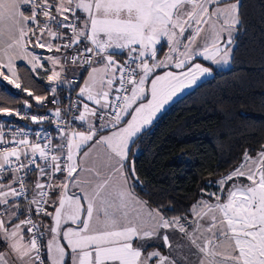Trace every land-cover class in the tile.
I'll return each instance as SVG.
<instances>
[{
	"label": "snow or ice",
	"instance_id": "1",
	"mask_svg": "<svg viewBox=\"0 0 264 264\" xmlns=\"http://www.w3.org/2000/svg\"><path fill=\"white\" fill-rule=\"evenodd\" d=\"M243 28L241 0H0V80L30 98L0 117L57 133L0 120V264H264V143L177 215L134 192L133 145Z\"/></svg>",
	"mask_w": 264,
	"mask_h": 264
},
{
	"label": "trees",
	"instance_id": "2",
	"mask_svg": "<svg viewBox=\"0 0 264 264\" xmlns=\"http://www.w3.org/2000/svg\"><path fill=\"white\" fill-rule=\"evenodd\" d=\"M241 4L245 28L235 38L231 68L216 69L177 99L133 145L140 150L136 194L151 207L174 205L170 216L187 208L200 189L216 190L214 182L240 164L245 149L255 155L264 143V0ZM23 82L35 87L27 73ZM8 95L17 107L30 99L0 81V96Z\"/></svg>",
	"mask_w": 264,
	"mask_h": 264
},
{
	"label": "rangeland",
	"instance_id": "3",
	"mask_svg": "<svg viewBox=\"0 0 264 264\" xmlns=\"http://www.w3.org/2000/svg\"><path fill=\"white\" fill-rule=\"evenodd\" d=\"M224 2L225 3H227V2H234V0H224ZM166 50V49H165ZM45 54H47V53H45ZM199 59H203V58H199ZM196 62H198V63H201L203 66H205V67H209V68H211L212 69V74L211 75H206L205 77H203V78H201L199 81H198V83H197V85L200 83V82H202V81H204L205 79H207V78H210V77H212L213 75H215V73H216V69H220V70H227V69H230L231 68V66H232V63H231V60H230V62H229V64H227V65H224V64H220V65H216V64H213L211 61H206V62H208V63H210L211 65H208V64H205V63H202V62H200V61H196ZM82 83V82H81ZM196 85V86H197ZM9 87V89H12V90H14V91H17L13 86H8ZM195 86H193L192 88H189V89H186V90H184L182 93H180V94H178V96L176 97V98H174V100L172 101V102H170L166 107H165V109L164 110H162V112L160 113V114H158V117L155 119V121L162 115V113L164 112V111H166L174 102H176L177 101V99H179V98H181L183 95H185L186 93H188L189 91H191L193 88H194ZM1 120H11L12 122H15L16 121V119L15 118H12V117H1ZM154 121V122H155ZM152 128V126H150V129ZM137 148L136 147H134L133 148V150L135 151ZM220 179V178H219ZM217 181V180H216ZM214 185H215V183H214ZM218 191V189H217V187H216V190H214V191H208V190H206V192H217ZM135 192V191H134ZM136 194V193H135ZM136 196L137 197H139L141 200H144L145 201V199L144 198H142L141 196H139V195H137L136 194ZM205 198H207V197H205Z\"/></svg>",
	"mask_w": 264,
	"mask_h": 264
},
{
	"label": "built area",
	"instance_id": "4",
	"mask_svg": "<svg viewBox=\"0 0 264 264\" xmlns=\"http://www.w3.org/2000/svg\"><path fill=\"white\" fill-rule=\"evenodd\" d=\"M65 91L67 92V88H65ZM72 98L74 99L75 98V94L72 93ZM61 99H63V97H61ZM68 103V101L66 99H64V104L66 105ZM52 105L49 104L47 105L45 108H41L39 109V114H45L47 113L48 111V108H51ZM23 111L24 112H30L31 111V114H37V111L36 109H28V108H23ZM12 118H15L16 121L15 122H12L13 125H19L21 127H24L26 131H30L31 133H34L35 131H38V130H42V129H46L52 136H55L56 132L54 130V125H48V124H45L43 126H39V125H36V124H32L30 120H20L16 117H12ZM35 137L33 136V139Z\"/></svg>",
	"mask_w": 264,
	"mask_h": 264
},
{
	"label": "crops",
	"instance_id": "5",
	"mask_svg": "<svg viewBox=\"0 0 264 264\" xmlns=\"http://www.w3.org/2000/svg\"><path fill=\"white\" fill-rule=\"evenodd\" d=\"M45 55H47V54H45ZM197 61H200V62H202V63H205L206 62V60H204V59H198ZM205 64H207V63H205ZM86 75V74H85ZM69 78H71V77H69ZM1 82H4V81H2V80H0ZM82 82V81H81ZM6 85H7V83L6 82H4ZM7 86H10V85H7ZM65 88H67V86H65ZM76 127H79V122H77V124L75 125ZM55 136H57V133L55 134ZM56 142L57 143H59L60 141H59V138L57 137V140H56ZM135 191V190H134ZM136 193V192H135ZM138 195V194H137ZM26 239H27V237H26Z\"/></svg>",
	"mask_w": 264,
	"mask_h": 264
}]
</instances>
